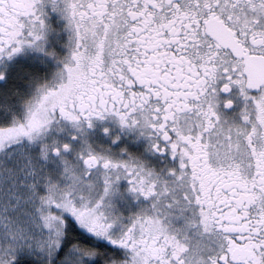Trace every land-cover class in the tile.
Wrapping results in <instances>:
<instances>
[{
    "label": "snow or ice",
    "instance_id": "6c2138e0",
    "mask_svg": "<svg viewBox=\"0 0 264 264\" xmlns=\"http://www.w3.org/2000/svg\"><path fill=\"white\" fill-rule=\"evenodd\" d=\"M0 264H264V0H0Z\"/></svg>",
    "mask_w": 264,
    "mask_h": 264
}]
</instances>
